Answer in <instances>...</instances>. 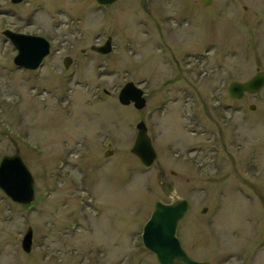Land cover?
I'll return each mask as SVG.
<instances>
[{"label": "rangeland", "instance_id": "obj_1", "mask_svg": "<svg viewBox=\"0 0 264 264\" xmlns=\"http://www.w3.org/2000/svg\"><path fill=\"white\" fill-rule=\"evenodd\" d=\"M0 4V162L20 151L35 180L31 206L0 188V264H159L143 226L156 201L181 199L192 258L264 264V89L228 93L264 71V0ZM5 29L50 41L42 68L15 65ZM108 36L113 51L94 52ZM128 81L144 108L119 102ZM140 120L150 167L131 152Z\"/></svg>", "mask_w": 264, "mask_h": 264}, {"label": "water", "instance_id": "obj_2", "mask_svg": "<svg viewBox=\"0 0 264 264\" xmlns=\"http://www.w3.org/2000/svg\"><path fill=\"white\" fill-rule=\"evenodd\" d=\"M11 1L21 3L24 0ZM116 1L118 0H97L99 4H112ZM211 2L212 0H201L202 5H208ZM3 34L17 48L18 53L14 62L20 67L37 69L50 53V42L43 36L15 32L10 29L4 30ZM92 50L103 54L109 53L112 50V38L109 37L104 45H93ZM70 63L71 58L67 57L64 60L65 67L68 68ZM263 89V70L257 71L245 81L234 80L228 85L229 95L233 99H241L246 93L257 94ZM119 100L125 105L133 103L137 109H142L146 105L144 90L133 81L126 83L120 90ZM255 107V105L250 106L251 109ZM137 130L131 151L143 165L150 167L156 161L158 154L144 120L138 122ZM111 153L112 151H108L106 155ZM0 188L16 203L29 204L34 201L35 180L20 151H16L13 155L3 156L0 162ZM188 208L189 202L186 199L177 200L171 204L156 202L155 210L144 227L143 240L145 245L156 254L160 264H210L192 258L176 235L177 226L185 217ZM206 211L207 208H204L203 212ZM21 245L25 252L32 250L33 229L31 226L23 236Z\"/></svg>", "mask_w": 264, "mask_h": 264}, {"label": "flooded vegetation", "instance_id": "obj_3", "mask_svg": "<svg viewBox=\"0 0 264 264\" xmlns=\"http://www.w3.org/2000/svg\"><path fill=\"white\" fill-rule=\"evenodd\" d=\"M84 51H85V50H83V52H84ZM44 60H45V59H44ZM72 62H73V58H72ZM72 62H71V63H72Z\"/></svg>", "mask_w": 264, "mask_h": 264}]
</instances>
